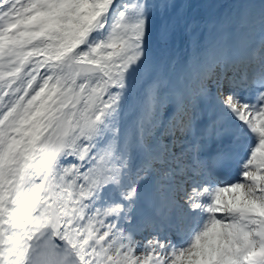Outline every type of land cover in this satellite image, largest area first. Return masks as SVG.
Instances as JSON below:
<instances>
[{
	"label": "snow or ice",
	"instance_id": "6c2138e0",
	"mask_svg": "<svg viewBox=\"0 0 264 264\" xmlns=\"http://www.w3.org/2000/svg\"><path fill=\"white\" fill-rule=\"evenodd\" d=\"M192 7L0 0V264H264V0Z\"/></svg>",
	"mask_w": 264,
	"mask_h": 264
},
{
	"label": "rangeland",
	"instance_id": "374dc122",
	"mask_svg": "<svg viewBox=\"0 0 264 264\" xmlns=\"http://www.w3.org/2000/svg\"><path fill=\"white\" fill-rule=\"evenodd\" d=\"M226 1L229 0H222L223 3H220L219 0H188V2L193 5V7L189 10L190 15H192L191 11L193 9H199L201 11L200 16H196L197 18L207 16L218 11H226L228 7ZM184 41L185 37L178 33L174 40V48L177 56H179L185 50Z\"/></svg>",
	"mask_w": 264,
	"mask_h": 264
},
{
	"label": "trees",
	"instance_id": "16d2710c",
	"mask_svg": "<svg viewBox=\"0 0 264 264\" xmlns=\"http://www.w3.org/2000/svg\"><path fill=\"white\" fill-rule=\"evenodd\" d=\"M230 2H231V0H230ZM193 13L197 14V13H200V12L198 10H194ZM193 16H195V15H193Z\"/></svg>",
	"mask_w": 264,
	"mask_h": 264
}]
</instances>
